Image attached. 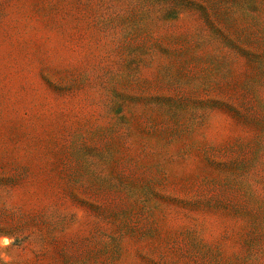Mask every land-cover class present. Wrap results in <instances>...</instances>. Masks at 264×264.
Masks as SVG:
<instances>
[{"label":"rangeland","instance_id":"obj_1","mask_svg":"<svg viewBox=\"0 0 264 264\" xmlns=\"http://www.w3.org/2000/svg\"><path fill=\"white\" fill-rule=\"evenodd\" d=\"M0 264H264V0H0Z\"/></svg>","mask_w":264,"mask_h":264}]
</instances>
